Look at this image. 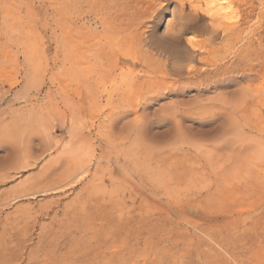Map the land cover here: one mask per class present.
Masks as SVG:
<instances>
[{"label":"rangeland","instance_id":"374dc122","mask_svg":"<svg viewBox=\"0 0 264 264\" xmlns=\"http://www.w3.org/2000/svg\"><path fill=\"white\" fill-rule=\"evenodd\" d=\"M181 1L0 0V264H264V0Z\"/></svg>","mask_w":264,"mask_h":264},{"label":"bare ground","instance_id":"6f19581e","mask_svg":"<svg viewBox=\"0 0 264 264\" xmlns=\"http://www.w3.org/2000/svg\"><path fill=\"white\" fill-rule=\"evenodd\" d=\"M183 1V0H182ZM181 1V2H182ZM189 1V0H188ZM198 1V0H197ZM200 2H201V4L200 5H198L197 6V8H200V9H203L204 8V10L205 11H207V13H210V16L212 15V14H214V15H216L217 17H219V18H222V16L226 13L225 11L223 12V11H221V8L219 7V0H209V1H207V0H199ZM187 2V1H186ZM190 2V1H189ZM222 3V2H221ZM184 4V3H183ZM236 4V3H235ZM196 6V5H195ZM194 6V7H195ZM83 8V7H82ZM196 8V7H195ZM196 8V9H197ZM204 11V12H205ZM89 13H93V9L91 8H89ZM204 14H206V13H204ZM225 16L226 15H224L223 17L225 18ZM217 17H215V18H217ZM227 17V16H226ZM212 18V17H211ZM228 18V17H227ZM223 19V18H222ZM231 19V18H230ZM225 20V19H224ZM223 20V21H224ZM225 27V26H224ZM234 30V29H233ZM232 32V31H231ZM234 32V31H233ZM191 39V38H190ZM195 41V40H194ZM190 45H193L192 44V42H190ZM193 52V51H192ZM190 71V70H189ZM184 90V89H183ZM186 90V89H185ZM170 91V90H169ZM216 128V127H215ZM221 128V127H220ZM210 129V128H209ZM203 130H201V132H202ZM218 131V130H217ZM205 132V131H204ZM207 134V133H206ZM210 134V133H209ZM205 135V134H204ZM0 146H1V144H0ZM27 148V147H26ZM28 152V151H27ZM21 157V156H20ZM20 159V158H19ZM14 160V159H13ZM12 159H11V162L9 161H7L8 163L4 166V169L6 170V172H4V173H8L10 170L12 171V169H15V170H19V171H27L28 169H30L32 166H34V163L33 162H31V160H29L27 157H25L24 158V160H21V161H19V163H14V162H12L13 161ZM86 171H82V174H84ZM10 174V173H9ZM7 178H10L11 176L10 175H8L7 174V176H6ZM75 178V177H74ZM75 180V179H74ZM73 180V181H74ZM77 180V179H76ZM5 181V180H4ZM71 181V180H70ZM76 182V181H75ZM69 182H67V184H68ZM77 183V182H76ZM76 183H74V184H76ZM37 184H40V182L39 181H37L36 182V186H35V183H31V184H29L28 186H26L25 185V187H23V188H19L17 191H12V193H11V195L12 196H14V199H18V198H21V197H25V196H32L33 194H35L36 192H46V191H49V190H51V189H56V188H64L65 187V183L64 184H60L58 187H48V188H46V184L45 185H42V187L41 186H39V185H37ZM66 184V188H68V187H71L70 185H72L73 184V182H72V184H70V185H67ZM73 184V185H74ZM22 211H24V209L22 210ZM28 211V210H27ZM26 212V211H25ZM120 229V228H119ZM158 233V232H157ZM128 235V234H127ZM142 235V234H141ZM153 236V235H152ZM120 239V238H119ZM123 240H124V238H122ZM145 239V238H144ZM148 240V239H147ZM119 242V241H118ZM119 244V243H118ZM117 245V243H116V241H106V242H104V244H103V246H102V251L100 252L101 253V259L100 260H102V262H103V264H112L116 259H120V258H122L123 256H124V254H122V253H120L119 251H111L110 250V248H113V247H115ZM130 245V244H129ZM140 252V251H139ZM99 253V254H100ZM97 254V253H96ZM203 254V253H202ZM92 255V254H91ZM137 256V255H136ZM95 258V257H94ZM97 258V257H96ZM132 258H134V257H132ZM139 259V258H138ZM129 260V259H128ZM130 260H132V259H130ZM7 261V260H6ZM126 262V261H125ZM138 262V261H137ZM118 263V262H117ZM117 263H115V264H117Z\"/></svg>","mask_w":264,"mask_h":264},{"label":"snow or ice","instance_id":"6c2138e0","mask_svg":"<svg viewBox=\"0 0 264 264\" xmlns=\"http://www.w3.org/2000/svg\"><path fill=\"white\" fill-rule=\"evenodd\" d=\"M189 42H191V40Z\"/></svg>","mask_w":264,"mask_h":264}]
</instances>
